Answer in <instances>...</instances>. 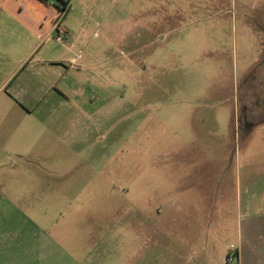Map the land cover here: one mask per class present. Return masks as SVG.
<instances>
[{
    "label": "rangeland",
    "instance_id": "374dc122",
    "mask_svg": "<svg viewBox=\"0 0 264 264\" xmlns=\"http://www.w3.org/2000/svg\"><path fill=\"white\" fill-rule=\"evenodd\" d=\"M64 18L67 46L0 38L21 103L0 137V264H238L262 190L243 180L264 179V71L247 66L264 0H71ZM186 100L212 117L207 153H180Z\"/></svg>",
    "mask_w": 264,
    "mask_h": 264
},
{
    "label": "crops",
    "instance_id": "0c3cea01",
    "mask_svg": "<svg viewBox=\"0 0 264 264\" xmlns=\"http://www.w3.org/2000/svg\"><path fill=\"white\" fill-rule=\"evenodd\" d=\"M43 1V0H42ZM41 0H0V38H3L5 36H23V37H31L37 39L38 36H42L45 34V36H49L53 33L55 18H56V9L57 7H52L46 2H42ZM64 2V1H63ZM68 6L70 7L71 0ZM57 5H60L57 1ZM56 5V6H57ZM55 8V9H54ZM58 11V10H57ZM65 19V18H64ZM64 19L61 23V25H64ZM71 35L70 30L67 27H64ZM72 36V35H71ZM249 40V38H248ZM250 45L257 46L258 51V59L255 60L252 63H249L248 69L251 68L252 71H256L253 69L255 66L257 67L258 63L262 67L261 70L264 71V36H254L251 40H249ZM51 44V40L47 41L46 44ZM40 44L37 45L36 48H38ZM57 46H55L56 48ZM35 48V49H36ZM57 51V50H56ZM52 67V68H51ZM43 69H52L53 66H49L48 68L43 67ZM60 70H55L54 74H59ZM14 73H11L8 77H5L2 82H0V93H4L5 98H2L0 100V137H2L5 141V137L13 138L18 133V125L21 121H19L17 114V127H15V113L14 109L16 106H18L20 103L19 100L16 99L14 95H11L10 93V81L12 77L14 76ZM52 86V84H51ZM35 97V96H34ZM26 99V98H25ZM39 100H43L42 98H39ZM39 100H34L32 97L30 100H25L26 102L33 103L36 105V102H40ZM263 100H264V87H263ZM185 109L184 111L182 109H179L176 106V109H174V122H175V130L178 132L179 129H181V137H187L188 142L186 143V147L180 148V153H188V154H204L208 152L207 145L208 143H211L212 135L210 133L212 128V117L202 110L201 112L197 110L195 103H192L191 100H186L184 102ZM6 111V112H5ZM7 114V115H5ZM222 114V113H221ZM251 114V113H250ZM245 115H247L245 113ZM246 118V116H245ZM61 119V118H60ZM246 123L248 125H251L250 122L251 118L249 115H247ZM264 121V119H263ZM253 122V121H252ZM256 124V121L255 123ZM252 124V125H254ZM201 139L200 143H196V137ZM11 142V141H9ZM217 142H220L217 141ZM185 143V141H183ZM14 146H11L12 148ZM212 152V149H209ZM185 159V158H184ZM183 159V160H184ZM186 163V161L184 162ZM191 163V161H190ZM205 165H209L208 161L205 162ZM253 177L245 176V179L243 180V183L247 186L249 185H259L260 188H262L261 191H254L252 193L251 188L246 189L247 192L245 194V205L243 204L245 211L250 212L252 216L255 217L257 220L256 223L259 224H253L250 226V224L247 225L244 232L245 235L240 236V248L238 251V264H244V261L248 262L249 264H264V260H262V257H264V253L257 254L258 256H255L253 261H250V256H254L255 252H251V242L256 243L259 240V234H263L264 232V225L261 224L260 220L263 217L264 214V179H261L259 181H254ZM6 181L5 183H14L13 181H10L8 179H4ZM2 200V197L0 198ZM19 248V246H18ZM20 254V252H19ZM3 258L1 261V264L3 263ZM29 262V259H26ZM26 261H22L17 258L12 259V264H29Z\"/></svg>",
    "mask_w": 264,
    "mask_h": 264
},
{
    "label": "built area",
    "instance_id": "2783aa9c",
    "mask_svg": "<svg viewBox=\"0 0 264 264\" xmlns=\"http://www.w3.org/2000/svg\"><path fill=\"white\" fill-rule=\"evenodd\" d=\"M44 2L48 3L52 7H56L57 0H43ZM69 6L67 5L64 10L59 11L55 18L53 33L49 35L50 37L47 38L48 41H50L52 36H54L55 41L57 44L67 46L71 42L72 36L70 33L62 27L61 23L65 17L66 12L68 11Z\"/></svg>",
    "mask_w": 264,
    "mask_h": 264
},
{
    "label": "trees",
    "instance_id": "16d2710c",
    "mask_svg": "<svg viewBox=\"0 0 264 264\" xmlns=\"http://www.w3.org/2000/svg\"><path fill=\"white\" fill-rule=\"evenodd\" d=\"M57 1H59V0H57ZM69 1H70V0H68V1H64V2L62 1V4L56 6L57 9H58L59 11L64 10V8L69 4Z\"/></svg>",
    "mask_w": 264,
    "mask_h": 264
}]
</instances>
